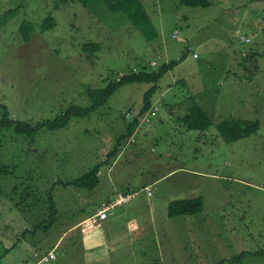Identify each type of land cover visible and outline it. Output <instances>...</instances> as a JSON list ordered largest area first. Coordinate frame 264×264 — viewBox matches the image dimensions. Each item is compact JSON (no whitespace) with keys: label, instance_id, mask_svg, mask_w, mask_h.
Wrapping results in <instances>:
<instances>
[{"label":"rangeland","instance_id":"obj_1","mask_svg":"<svg viewBox=\"0 0 264 264\" xmlns=\"http://www.w3.org/2000/svg\"><path fill=\"white\" fill-rule=\"evenodd\" d=\"M141 1L157 33L153 40L104 4L0 0V104L14 120H54L70 106H90V90L106 88L130 70L181 61L160 80L151 110L125 141L120 138L138 118L150 84L123 86L90 117L75 118L60 130L42 129L33 137L0 133V264H26L34 249L45 254L76 221L97 214L108 201L101 205L96 190L55 183L67 184L109 162L117 146L110 172L100 167L103 181H127L133 189L127 193L149 178L158 183L151 188L154 197L142 193L117 210L133 213L137 234L146 233L136 242V254L125 226L110 227L109 249L120 245L116 253H126L124 259L113 253L111 261L144 264L154 257L150 246L162 225L159 212L172 197L185 195L203 199L195 224L214 232L210 239L225 248L220 255L232 260L223 264H264V256H242L264 250V0H209L210 7L197 8L180 0ZM50 16L55 27L42 32ZM24 20L35 26L29 42L20 32ZM191 97L212 120L206 131L188 130L180 121ZM2 114L0 108V119ZM230 117L258 120L260 130L228 142L219 124ZM50 197L59 213L46 231L37 226L49 225ZM34 226L36 233L24 235ZM92 227L90 222L63 238L57 258L47 264H85L80 235Z\"/></svg>","mask_w":264,"mask_h":264},{"label":"trees","instance_id":"obj_2","mask_svg":"<svg viewBox=\"0 0 264 264\" xmlns=\"http://www.w3.org/2000/svg\"><path fill=\"white\" fill-rule=\"evenodd\" d=\"M182 5L188 7H210L211 2L209 0H180ZM67 2L80 3L86 8H93L99 4H104L108 10L112 13H123L129 19V21L137 27L142 33L148 38H156L157 33L153 27L152 18L145 9L141 0H60V3L66 4ZM60 5H57V7ZM54 17H48L40 29L42 32L49 31L55 27ZM35 31V26L32 22L24 20L20 32L22 34L23 40L29 42L32 38V34ZM86 49H92L91 51H97L99 47L94 44H87ZM180 60H174L168 64H162L156 70H148L147 66H143L138 72L130 70L128 74L122 76L118 81L110 82L106 88L99 90H90L88 96L91 100V105L88 107L70 106L64 114L57 117L54 120L43 121L37 124L14 120L10 117L8 107L0 104V108L3 111L2 117L0 119V133L3 131L13 130L16 134L33 137L37 135L42 129H47L50 131L60 130L67 127L71 120L75 118H87L90 117L97 109L106 105L109 99L123 86L134 84V83H146L150 84L151 87L144 95V105L138 118L134 120L128 128L127 135L120 138L125 141L128 136L134 134L135 128L139 123V118L144 117L152 108L151 99L158 92L160 80L168 74L170 71L174 70L179 64ZM184 114L180 117L181 123L188 129L192 131H206L211 125L212 120L210 116L206 113L203 107L199 104L196 98L191 97L184 106ZM261 124L258 120H247L243 118H226L219 124V131L222 137L228 142L239 141L256 135L260 130ZM121 141V142H122ZM121 142L118 145H121ZM119 149L114 148L112 152L108 155L110 159L116 157ZM109 159V160H110ZM102 165H107V161L94 167L91 171L83 174L73 181L63 184L61 181H57L55 184H62L64 186H73L80 190H94L99 184V172ZM52 205L51 216L49 225L47 226H37V228H43L46 231L50 229L57 222L58 209L53 206L54 199L49 198ZM204 209V201L201 197L195 199H184L177 200L170 203L168 212L170 217L178 216H195L200 214ZM36 227L33 230L27 229L24 235L30 231L34 234ZM33 258L35 260L34 264L39 261V258L45 254H42L39 249L34 250ZM255 255L264 256V250L257 253H244L242 256ZM232 261V260H231ZM235 260H233L234 262Z\"/></svg>","mask_w":264,"mask_h":264},{"label":"crops","instance_id":"obj_3","mask_svg":"<svg viewBox=\"0 0 264 264\" xmlns=\"http://www.w3.org/2000/svg\"><path fill=\"white\" fill-rule=\"evenodd\" d=\"M196 54L199 55L198 53ZM114 158H112L109 162H107L106 166L109 167L108 172H110V169L115 165V164L112 165ZM175 172L177 171H173L172 173ZM103 175L104 173L102 171L99 172V184L94 189L97 191L98 195H102L100 200L101 205L104 202L107 201L109 202L113 200L118 193H123L133 190L131 186L128 185L127 181H123L120 183L111 182L109 186L107 182L109 178L108 180L103 181L102 180ZM105 178H106V174L104 179ZM153 180L155 179L149 178L145 180V182H143L142 185L140 186L139 190L141 191L148 187L152 188V185H156L158 183V181L152 182ZM102 184L104 185V187H102L103 186ZM142 193L144 192H141V194ZM141 194L138 197H140ZM152 197H154V195H152L149 198ZM195 198L196 197L188 198L185 197V195L172 197L168 201V205L165 208V210L163 209L161 210V212H159L158 217L162 221V225L160 227V230L158 231L154 230V234L158 235V237H156V239L153 241L154 244L150 246L152 247L151 251L154 252L156 255L151 259L145 261L144 264H223L225 261H231L229 260L230 259L229 257L220 255V253H222L225 248L224 249L223 247L217 248L215 246V240L210 239L211 236H214L213 234L214 232L212 233L211 230L209 229H200V228L198 229V226L195 224V220L197 219L196 217H202V214H198L195 216H178V217L169 216L168 208L171 202L177 200L195 199ZM117 210L111 213L109 218L105 221H100L96 217L94 212L84 215L82 218L76 221L75 224L72 225L70 229H68L67 231L65 230L59 236V238L55 240L53 245L49 248L48 252L51 251H54L55 253L58 252V249H60L61 244H63V242L65 241V239L63 240V238L67 237L73 232L79 231L82 227H85L87 224L92 222L93 227L89 230H83L80 235L81 240L79 241V243H80V247L83 245L82 251H84L83 254L85 257V264H115L113 261H111L112 259L111 255L113 253L116 254L115 259L116 258L124 259V257H126V253L125 255L116 253L118 252L120 245H118L117 248L113 249L114 250L113 251L109 249V243L107 242L108 241L107 232L109 228L112 226L116 227L119 224H121V227L125 226L124 227L125 231L123 232L126 233V236L129 239L128 241L129 247L133 253L136 252L137 254L139 250L136 247V242L140 243L146 232L141 231L139 235L137 234L138 228L136 227L135 224L137 222L136 221L137 218L135 215H133V213L130 212L120 213L118 212L120 210L118 211ZM219 236H220V231L217 230L216 238ZM155 245L157 246V248H155ZM71 246L74 247L73 245ZM34 250L32 251L30 258H33L34 256L33 254L36 253ZM145 251L148 252L147 249ZM131 256H135V255L129 254L128 256L129 259L131 258ZM31 260L27 261L26 264L29 263L32 264Z\"/></svg>","mask_w":264,"mask_h":264},{"label":"built area","instance_id":"obj_4","mask_svg":"<svg viewBox=\"0 0 264 264\" xmlns=\"http://www.w3.org/2000/svg\"><path fill=\"white\" fill-rule=\"evenodd\" d=\"M189 51H192L191 47H188ZM194 57H198V55L195 53ZM141 192H144L147 194V196L151 197L153 195L152 189L150 187L145 188L144 190H138L133 193H118L116 195V198L113 201L105 203L97 212L96 217L100 221H105L109 218L110 214L116 211L119 208H122L126 205H129L132 203L140 194ZM57 258V254L54 251L49 252L46 255H43L39 258V261L36 264H47L51 261L55 260Z\"/></svg>","mask_w":264,"mask_h":264}]
</instances>
